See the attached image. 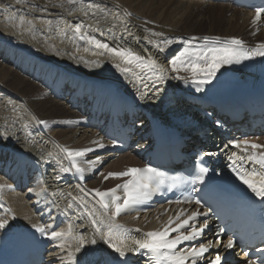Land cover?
I'll return each instance as SVG.
<instances>
[{
  "label": "bare ground",
  "instance_id": "1",
  "mask_svg": "<svg viewBox=\"0 0 264 264\" xmlns=\"http://www.w3.org/2000/svg\"><path fill=\"white\" fill-rule=\"evenodd\" d=\"M221 10H225L223 15ZM250 19L251 14L244 9L206 0H73L71 4L68 0H20L19 3L0 0L1 145L18 152H30L35 158L58 146L83 145L87 139L86 130L54 127L79 116L70 99L88 100L93 96L94 106L100 107L103 96L94 95V87L88 85L90 81L137 91L132 72L125 73L116 67L117 64L130 65L102 49L88 46L86 40L80 39L81 33L88 32L108 42L110 47L152 57L165 68L164 79L179 87L186 85L185 79L191 81L190 73L173 72L168 61L184 50V40L214 35L245 40L256 38L264 43V27L254 34ZM77 24L81 25L80 33L75 31ZM205 25H210L209 30L203 31ZM212 28H216V32ZM153 32L164 35L156 37ZM164 38L173 42L160 52L156 44ZM178 76L185 79H177ZM183 92L189 91L183 89ZM61 95L65 98L60 99ZM183 106L190 108L188 103ZM38 121L45 122L43 130ZM137 162L135 157L126 154L108 163L106 169L119 171L125 164ZM16 177L17 173L8 181L0 174V185L6 187ZM97 184L95 181L93 186ZM46 190L58 209L66 208L74 195L71 186L58 183L47 170L30 188L6 195L14 215L1 220L6 219L7 224L13 220V223H31L35 214L47 216L49 223L55 217L51 216L54 209L48 207ZM71 220L74 234L85 240H97L95 245L86 243V248L107 252L111 257V249L94 233L91 223L76 216H71ZM68 226L62 225L56 231L66 230ZM76 244L70 237L53 240L50 257L56 262L52 264H76L80 256L74 251ZM70 252L73 253L71 258Z\"/></svg>",
  "mask_w": 264,
  "mask_h": 264
},
{
  "label": "snow or ice",
  "instance_id": "2",
  "mask_svg": "<svg viewBox=\"0 0 264 264\" xmlns=\"http://www.w3.org/2000/svg\"><path fill=\"white\" fill-rule=\"evenodd\" d=\"M19 3L20 0H17ZM68 3H73V0H68ZM261 10H257L252 22L257 23L261 18ZM75 31L80 33L81 25H75ZM150 31V30H149ZM128 35H132L128 33ZM153 36L163 37V33L153 32ZM81 40H86L89 44L93 45L97 49H102L107 53H110L116 57H119L125 65L134 66L136 69H140L143 73H150L156 77L158 83H162L165 76V68L157 63L152 57H143L134 53L131 50L125 48L110 47L108 43L102 42L96 39L94 36L87 33L80 35ZM147 39V37H146ZM179 39V38H177ZM196 37H191L184 40L185 48L178 55L173 56L168 61L171 70L173 72L185 71L190 73L191 81L198 85L197 91H200L199 85L209 83L216 75L217 71L223 66L233 63H240L243 59H248L250 55L264 56V43H259L254 49H247L244 42L238 38H229L222 42V46H215L219 38L203 37V43L200 46H195L193 41ZM171 39L164 38L157 42L156 46L160 52L165 51V47L171 44ZM122 72H133L132 67H121L120 64L116 65ZM137 79H140L139 73H133ZM177 79H185L184 77H176ZM188 80L185 79V83ZM160 90L157 89V92ZM39 123H45L44 121H38ZM96 147L103 148L104 145L99 141H93ZM236 147H241L243 155H238L233 152L231 159L233 165L243 160H248L259 165V170H252L251 172L240 168H234L237 171V175L240 180L247 185L249 189L258 197H264V151L257 152V149H264V145L257 144L248 140L244 141H231ZM249 148L251 151H249ZM71 161V167L78 173H83L85 169L81 168L77 163V158L83 157L86 153L94 151L91 147H84L80 149H61ZM49 156H52L49 153ZM55 159V157H52ZM101 162V158L97 156L94 160H89L86 163L94 168ZM69 168L61 167V172L69 171ZM206 168H201V175L196 179L202 180L203 173L207 172ZM115 177H128L122 183L116 184L114 187L105 191L99 189H92L91 192L98 197V205L105 214L111 210V215L101 217L95 207L89 209L88 202L84 199V196H73L71 202L68 203L67 209H72L74 204L83 208L88 218L91 221V225L94 229V233L100 237L104 244L113 252L118 254L119 257H126L129 253H138L141 250H146L151 253L156 264L166 262V264H197V261L203 259L204 254L208 252L211 242L208 245L201 244L199 247H191L183 251H176L177 245L182 241L194 240L202 235L203 229L207 228L208 222H205L199 227L190 225V221L194 220L199 212H192L191 215L185 219H180L179 223H175L173 227V218H169L168 222L163 225L162 228L154 231H149L144 234V239L135 240L131 244L127 242V236L125 233L127 229L123 225L115 223V218L123 212L135 210V206L143 203L151 197V194L159 190L161 184L164 183V174L158 172L156 169L145 166L143 168H127L124 171L109 172L104 176L105 180ZM59 179V177H57ZM5 185H0V188ZM7 187H11L8 185ZM122 190L123 195H117V192ZM81 193L85 192V189H80ZM71 195V194H70ZM123 200V203L120 201ZM200 203L199 200L196 201ZM66 209V210H67ZM183 213H177L178 219ZM204 215H207L204 213ZM8 221L0 220V228H4ZM37 232L42 235H48L51 239L71 238L77 242L75 247V253H80V256L76 258V264H111L110 254L104 251H97L96 249H89L85 247V244L95 245L97 240L95 238L85 240L84 237L74 234L72 225L69 224L66 230L51 231L48 232L44 226L33 225ZM186 227H190V231L186 233L181 231ZM223 231V230H221ZM171 233H177L175 236H171ZM233 240L229 239L225 247L232 248ZM62 246V245H61ZM83 249V251H82ZM70 258L73 253H69ZM221 256L218 254L214 259L208 261L207 264H220Z\"/></svg>",
  "mask_w": 264,
  "mask_h": 264
},
{
  "label": "rangeland",
  "instance_id": "3",
  "mask_svg": "<svg viewBox=\"0 0 264 264\" xmlns=\"http://www.w3.org/2000/svg\"><path fill=\"white\" fill-rule=\"evenodd\" d=\"M220 4H222V3H220ZM225 7V6H224ZM223 6H220V8H224ZM218 9H219V6H218ZM220 10V9H219ZM223 12H225V10H221V15H223ZM209 28H210V25H205L204 27H203V31H206V30H209ZM212 31H214V32H216V28H212Z\"/></svg>",
  "mask_w": 264,
  "mask_h": 264
}]
</instances>
